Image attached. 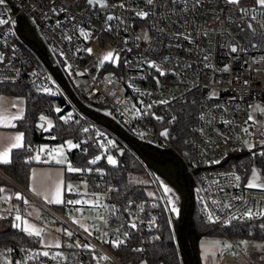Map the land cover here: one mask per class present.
Masks as SVG:
<instances>
[{
    "label": "built area",
    "instance_id": "built-area-1",
    "mask_svg": "<svg viewBox=\"0 0 264 264\" xmlns=\"http://www.w3.org/2000/svg\"><path fill=\"white\" fill-rule=\"evenodd\" d=\"M106 5L88 0H4L0 19L8 22L0 24V84L23 80L62 100L66 107L62 116L81 119L98 149L89 161L97 156L106 161L108 153L123 149L77 106L64 84L85 100L87 108L109 113L127 137L171 152L188 176L205 220L221 232L226 255L244 264H264V250L248 249L242 243L247 236L233 237L225 229L234 220L264 215V189L248 187L234 164H221L231 152L264 153V128L249 119L250 104L264 108V28L259 27L264 9L257 4L226 9L220 0H153L151 4L106 0ZM240 8H255L257 19L251 21V13H241ZM141 11L149 15L137 16ZM34 33L45 41L49 56L26 37ZM94 41L99 46L109 42L119 56L110 60L91 56L88 47ZM150 61L166 75L161 76ZM179 102L195 103L197 108L189 150L177 149L173 141L172 108ZM164 130L167 136L162 135ZM76 145L80 153L89 154L87 147ZM53 150L54 143H47L37 153L39 161L44 162ZM88 169L83 171L86 192L71 189L60 205L19 188L38 206L41 223L57 229L60 243H0V264H127L119 249L144 252L158 236L164 214L171 215L170 206L182 204L156 188V196L122 205L112 198L104 170ZM0 175L4 176L1 170ZM68 200L81 203L68 204ZM249 210L251 217L245 215ZM23 211L15 207L11 215ZM133 221L135 229L130 227ZM116 239L124 243L113 247L110 241Z\"/></svg>",
    "mask_w": 264,
    "mask_h": 264
},
{
    "label": "trees",
    "instance_id": "trees-1",
    "mask_svg": "<svg viewBox=\"0 0 264 264\" xmlns=\"http://www.w3.org/2000/svg\"><path fill=\"white\" fill-rule=\"evenodd\" d=\"M225 8L231 9V7ZM64 87L71 99L76 102L77 106L83 108L84 113L90 117V120L97 122V125L106 131L109 137L113 138L116 144L123 149L121 152L112 151L117 158L116 165L109 164L103 160H98L95 164L89 163V157L95 154L98 149L92 145V139L84 131L81 119L75 118L71 120L62 116L66 109L62 100L40 93L38 89L23 80L1 83L0 93L24 97L25 112L16 123V129L23 133L24 147L11 151V163L0 164V170L4 174V176L0 175V188L8 183L6 176L22 188L28 189L31 167L38 163L34 160L33 154L39 145L44 142L55 144L56 142H64L74 138V141L79 142L80 146L88 148L89 154L80 153L77 146L68 149V164L73 168L85 170L94 166L104 170L106 180L112 185V198L122 205L128 204L134 198L148 197L149 195L146 194L143 185L131 183L128 180L130 172L145 169L143 156L147 153V146L141 145L134 139L127 137L118 125H111L109 122L105 124L106 122L102 120L103 118L97 115L95 111L90 112L81 96L65 84ZM55 108L60 109V111H55ZM196 111V104L190 102H179L172 108V113L176 116L172 126L175 131L173 141L179 150H189L191 148L188 138L192 134L190 127L194 121ZM42 112L53 115L54 122L48 130L44 129L45 124L42 129L37 125L38 116ZM101 114L108 117L111 116L105 112ZM159 154H168L171 158L176 159L167 150L159 152ZM221 161V164H234L240 172L243 181H245L246 175L254 163L264 173V155L261 154L251 156L249 153L235 151L226 155ZM84 175L83 171L75 172L68 171V169H66L65 173L66 178L81 179L84 178ZM178 177L185 192V199L182 201L179 215L174 218L172 215L164 214L158 236L155 237L153 242L145 245L144 252L134 251L131 247L119 249L121 258L127 264H198V259L192 246V239L196 236L221 235L216 226L205 220L202 211L196 204L190 190L188 176L182 172L178 174ZM16 193L23 197L22 192L18 188ZM66 196L67 194H65ZM12 202L15 207L23 208L22 199H17L15 196ZM11 216L9 214L0 218V243L11 245L38 244L37 237L28 235L20 227L13 226ZM225 229L233 237L247 236L251 240L264 241V215L256 220H234Z\"/></svg>",
    "mask_w": 264,
    "mask_h": 264
},
{
    "label": "crops",
    "instance_id": "crops-1",
    "mask_svg": "<svg viewBox=\"0 0 264 264\" xmlns=\"http://www.w3.org/2000/svg\"><path fill=\"white\" fill-rule=\"evenodd\" d=\"M220 3L223 7H231L233 9L244 5L256 4V0H241V3L239 5L229 4L227 0H220ZM0 98L4 100V102H0V115H3L6 118L4 120H0V152H3L7 150L12 144L16 143L15 137L22 133L20 130L16 129V123L24 115L25 99L24 101L17 100V97L15 95L6 93H0ZM12 117L20 118L11 119ZM69 140L72 141L74 140V138H70ZM73 143L76 145L79 142L75 140ZM13 149L16 148H12L11 151ZM66 150L68 152V149ZM9 156H11V152ZM48 158L49 157L47 156L44 162H40L34 159L38 163L31 167L28 189L25 190L34 197L40 198L47 203L60 205L61 203H54L50 201H54L56 199V190L58 187L60 189V199L62 201H64L65 194H67V192L69 191L67 189V178L65 176L66 169H68L69 166L68 155L65 159V164L57 163V161L59 160L57 156H54L52 158V162L48 161ZM5 178L8 180V183L2 186L5 191L0 193V217H5L9 214L11 215V211L15 208L12 199L17 194L16 189L22 188L10 178L6 176ZM45 197H47V199H45ZM25 200H27V203H25ZM22 202L24 210L23 214L20 215L22 217V220L17 221L15 219L16 216H11L12 220L15 219V222L12 221L13 225L20 224V228L23 230V228L26 227L23 221H27L28 225H34L36 228L41 230V235L39 237L34 235L38 238V243L43 245H58L60 243V235L57 229L55 227L41 223V220L39 219L40 210L38 206L31 199L26 197H23ZM250 241L251 239L248 238L246 246ZM192 246L197 256L199 254L201 256V259L202 257H204V264H208V262L205 259V254H200V250L209 253L212 252L214 254H217L218 257L221 256V258L222 256H224L223 260H221V262H218V264H223L225 258L226 260H229L228 258H230L226 255L221 236H196L192 240ZM221 247L223 250L221 249ZM220 249L222 250V252L220 251Z\"/></svg>",
    "mask_w": 264,
    "mask_h": 264
},
{
    "label": "rangeland",
    "instance_id": "rangeland-1",
    "mask_svg": "<svg viewBox=\"0 0 264 264\" xmlns=\"http://www.w3.org/2000/svg\"><path fill=\"white\" fill-rule=\"evenodd\" d=\"M28 39H30L31 41H34L36 43V45L39 47V49H41L44 52H47V46L45 41L40 38L38 35L34 34H30L26 36ZM88 49H91V52H89V54L91 56H94L98 59L104 60L103 58L109 53H113V58L116 59L119 56V52H116L114 54V48L111 46V44L109 42H106V44L104 46H99L98 43L96 41L92 42ZM48 53V52H47ZM49 56V53L47 54ZM111 59V58H110ZM108 59V60H110ZM17 100H21L24 101L23 96H17ZM0 102H4V100L2 98H0ZM259 106V107H257ZM263 108L262 105L258 104V103H252L250 104V116L252 117V120L254 122H256L258 125H260L261 127L264 128V112L260 111V109ZM90 112L92 111V109H89ZM55 111H57V108H55ZM97 115H99L100 117H102L104 119V121H108L109 124L111 125H115V121L108 117L105 116L104 114L99 113L98 111H95ZM44 116L47 119L44 121L40 120V117ZM38 122H43L45 124V130L50 129V126L48 124V121H51V126L53 125L54 119H53V115L51 114H47L46 112H42L39 114L38 116ZM67 141H71V140H66L64 142H56L55 143V149L52 151V153H50L48 155V161L52 162L53 161V157L57 156L59 158V160H63L64 162L62 164H65V159L67 157V150L66 149H72L74 147H70L67 144ZM73 143V142H72ZM45 145H47L45 142L41 143L39 145L38 151L33 155L34 159L39 161V157L38 159L36 158L37 156H39V152H41L42 150H44ZM73 145H75L73 143ZM147 153L146 155L143 156V160H144V167L145 169L142 171H135V172H130L128 174V180L131 183H135V184H140L143 185L146 191V194H152L149 196H156L157 195V190L156 188H158L162 193L166 194V195H173L178 197L181 201H183L185 199V192H184V188L181 184V180L178 177L179 173H182V169L180 168L178 162L176 159L171 158L168 154H159V152H162V150H159L158 148L155 147H146ZM59 150V151H56ZM159 151V152H158ZM111 155L116 161V155L113 154V152H110L107 154V157ZM106 162H108V160L106 159ZM181 171V172H180ZM255 172V176L256 178L253 180V174ZM243 177V175H242ZM152 178L155 181V184H153ZM246 184L248 185V183L250 181H252L255 184H264V173L261 171V168L254 163L248 174L246 175L245 178ZM69 186H71V189L74 190V192H76L77 194H82L85 193L87 188H86V181L85 178H67V189L69 190ZM165 188L171 189L170 192L165 191ZM256 188H260V187H256ZM173 207H175L176 209H178V213L174 212L172 209ZM181 211V205H171L170 206V213L172 215V217L176 218L179 213ZM15 222V219L13 220ZM193 240V239H192ZM248 249H253V250H264V241L262 240H251L250 242H248L247 246ZM225 248V247H224ZM222 249V247H221ZM220 249V251L222 252V250ZM200 254H205V259L208 262V264L213 263V264H218V262H221V260H223V257L221 258V256H217V254L214 253H209V252H204L202 250H200ZM197 256V255H196ZM210 256V258H209ZM204 257H202L198 254L197 259H198V264H204ZM228 258V257H227ZM229 260H226L223 264H244L243 262H236L235 260L228 258Z\"/></svg>",
    "mask_w": 264,
    "mask_h": 264
},
{
    "label": "snow or ice",
    "instance_id": "snow-or-ice-1",
    "mask_svg": "<svg viewBox=\"0 0 264 264\" xmlns=\"http://www.w3.org/2000/svg\"><path fill=\"white\" fill-rule=\"evenodd\" d=\"M88 2H89V4H92L93 3V0H88ZM95 2L97 4H100L102 7L107 6L106 5V0H95ZM147 2L149 4H151V3H153V0H147ZM227 2L229 4L239 5L241 3V0H227ZM3 3H4V0H0V4H3ZM197 3H199V0H197ZM256 4H257V6L259 8L264 9V0H256ZM120 6L123 7V5H120ZM239 11L241 13H246V14L247 13H251V15H250V20L251 21H255L257 19L256 15L254 14L255 11H256L255 8H252V9H249V8H240ZM136 15L139 16V17H141V18H146L149 15V13L141 11V12H137ZM108 19L111 20V19H114V17H111L110 16ZM261 19L264 20V11L261 12ZM7 22L8 21H6V20L0 19V24L7 23ZM259 27L260 28H264V23H260ZM248 28L255 33L256 28L253 27V24L251 22H249ZM68 39H71V38L68 37ZM255 46L256 45H253V47H255ZM88 51L91 52V49H88ZM231 51L232 52H236L237 51L236 46H232L231 47ZM112 57H113V53L109 52L103 59L104 60H108V59H110ZM205 59H208V57L205 56ZM149 64H150L151 67L156 68V70L159 71V73H160L161 76L166 75V72L163 69H161L154 61H150ZM189 67H190V65H189ZM225 70H227V69H225ZM245 83H247V81H245ZM44 91L48 92V91H50V89H44ZM162 103H166V101H162ZM149 107H151V105H149ZM257 107H259V106H257ZM57 111H60V109H57ZM260 111L264 112V108H261ZM19 118L20 117H12L11 119H19ZM156 118L158 120L159 119H162L161 117H156ZM4 119H6V118L3 115H0V120H4ZM46 119L47 118L44 117V116H41L40 117V120L41 121H44ZM62 119H63V117H62ZM249 119L251 120L252 117L250 116ZM48 124L51 127V121H48ZM43 126L44 125L42 124L41 127H43ZM84 131L87 132L88 129L85 128ZM244 131L247 132L248 129L245 128ZM162 135L167 136V130H165V132H163ZM15 140H16V143L12 144L7 150H5L3 152H0V163H3V164L11 163L10 156H9V154L11 152V149L12 148H21V147H24V144H23V133L17 135L15 137ZM108 142L109 143H113L112 141H108ZM245 143H247V142H245ZM67 144L70 147H76L77 146V145H73L72 141H67ZM56 151H59V150H56ZM261 155H264V153H261ZM36 158L38 159V156ZM99 159H101V157L97 156L95 159L91 160L89 163L95 164V163H97V161ZM107 160H108V163L109 164H112V165H116V163H117V161L111 155H109L107 157ZM63 162H64L63 160H58L57 161V163H63ZM68 171L80 172V171H84V169L73 168L69 164ZM88 171H91V169H88ZM255 178H256V176H255V172H254V174H253V180ZM235 179L236 180H239L240 178L238 176H236ZM247 186L248 187H260V188L264 189V184H259L258 185V184L253 183L252 181H250ZM69 190H71V186H69ZM3 191H5V189L0 188V192H3ZM165 191L170 192L171 189L165 188ZM149 195H152V194H149ZM16 197H17V199H23V197L19 193L16 194ZM45 199H47V197H45ZM50 202L63 203V201L60 199V189H59V187L56 190V199L54 201H50ZM25 203H27V200H25ZM67 203L68 204H80L81 201H79V200H68ZM129 206H131V202H129ZM172 210L174 212H177L178 213V209H176L175 207H173ZM245 215L248 216V217H251L253 215L252 210H249ZM0 218H2V217H0ZM15 219L17 221H21L22 220V217L19 214H17L16 217H15ZM209 219L210 220L212 219L211 216H209ZM23 223L26 225V227H24L23 230L25 232H27L28 235H35L37 237H39L41 235V230L40 229L36 228L34 225H28V222L27 221H23ZM13 226L19 228L21 225L20 224H14ZM81 227H84V230L85 231H88V228L85 227L84 225H81ZM130 227L133 228V229H135L137 227V225L133 221V222L130 223ZM67 235L68 236H72L73 233L72 232H67ZM124 235L127 236L128 234L125 233ZM110 242L112 243L113 247H119L122 243H124V241L119 240V239L112 240ZM242 243H247V242H242ZM57 246H59V245H57ZM71 246L72 245H69V247H71ZM77 246H79L78 243H77ZM85 247H87V246H85ZM228 247H231V246L229 245ZM9 251H11V250H9ZM135 251H143V249H135ZM43 255L44 256H48L49 253L48 252H44ZM103 259L107 260L109 258L107 256H105V257H103Z\"/></svg>",
    "mask_w": 264,
    "mask_h": 264
},
{
    "label": "water",
    "instance_id": "water-1",
    "mask_svg": "<svg viewBox=\"0 0 264 264\" xmlns=\"http://www.w3.org/2000/svg\"><path fill=\"white\" fill-rule=\"evenodd\" d=\"M93 2H95V0H93ZM99 5H100V4H99ZM42 124L44 125L43 122H38V123H37V125H38V127H39L40 129H42V128L44 127V126L41 127ZM163 132H165V130H164Z\"/></svg>",
    "mask_w": 264,
    "mask_h": 264
}]
</instances>
